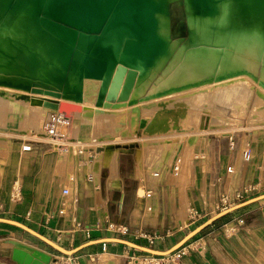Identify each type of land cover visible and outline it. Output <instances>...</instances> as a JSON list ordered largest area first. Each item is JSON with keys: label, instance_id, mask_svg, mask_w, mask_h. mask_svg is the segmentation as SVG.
<instances>
[{"label": "crops", "instance_id": "0c3cea01", "mask_svg": "<svg viewBox=\"0 0 264 264\" xmlns=\"http://www.w3.org/2000/svg\"><path fill=\"white\" fill-rule=\"evenodd\" d=\"M43 110L40 113L41 117L32 126L26 128V132L32 131L29 137L24 136L26 132L19 133L11 130L3 131L0 135L3 143L0 144V217L22 222L67 249H74L87 241L105 237L123 238L149 247L147 239L136 238L132 232L123 235L107 228L109 223H118L126 225L131 231L140 230L164 235L169 233L166 238L156 240L151 246L155 249L167 250L193 227L205 220L196 221L194 224L188 223L192 208L201 211L205 208L203 207L204 197L200 196V200H203L201 203L195 198L192 201L193 197L191 198L189 191L192 175L188 172L187 165L191 159L189 152L194 151L197 138L194 140L188 138L187 142L191 146L186 156L183 154L186 148L183 146V141L179 139L178 144L173 142L174 155L158 171L145 169L147 159L140 148H125L124 144L120 145L119 149L112 147L110 151L108 149L105 151L103 148L92 165L78 168L79 157L73 154L61 156L42 138L34 139L35 136H40V127L47 115V109ZM142 112L143 117H148L149 112ZM84 122L86 133L89 131L88 135L101 128L99 126L97 129L95 123L89 128L88 123ZM117 124L118 135L121 127L130 126L128 122ZM70 133L75 138L92 140L81 137L78 133L75 134L74 127ZM15 134L19 136L15 137ZM26 140L32 141L31 151H22V145ZM139 140L141 141L140 138ZM246 140L245 137L243 145L231 154L226 166L221 154L218 157L215 152L212 158L210 156L211 160L208 157L205 180L211 178L220 183V179L223 180V191L230 194H234L237 189L247 183L264 184V152L254 149ZM258 140L260 146L264 147V135ZM181 143L183 147H180ZM247 143L250 144L252 158L249 161H242L241 151ZM197 147H201L200 153L205 148L204 142L198 143ZM130 148H132L133 164H129L126 158ZM154 148H149L147 165L149 168L152 166L150 162L152 159L164 155L163 153L159 156ZM177 153L179 154L176 155ZM175 159H179L181 165L177 174L173 173ZM123 160L126 161L125 164ZM181 160L185 163L182 172ZM142 161L144 166L141 164ZM232 163L236 169L232 174H228L227 168ZM114 164H116V175L112 171ZM157 166L158 164L156 168ZM89 172L93 174L91 181L87 178ZM150 172H157L158 179H153ZM73 173H77L79 183L76 211L73 213L68 209V213L60 217L57 211L62 207L61 189L69 184V177ZM197 176L194 174L193 178L198 179ZM201 177L199 175L200 179ZM15 179L20 180L22 187V198L19 202L10 200V187ZM193 188L191 189L193 193H202V188L198 185H193ZM148 192L149 196H147ZM217 199L218 195H215L208 201L213 203ZM70 200L69 197L68 202ZM224 217L220 223L210 225L188 241L184 245L188 247L187 254L176 264H264V200L237 209ZM73 218L82 222L85 230H74ZM239 219L243 220V224L237 231L224 232L225 225L236 224ZM59 233H61V239L57 241ZM12 240L43 251L51 256V259L60 254L48 243L26 230L0 222V264H23L15 257V248L9 242ZM74 255L79 264H103L102 257L106 255L110 258L108 264H128L132 255L144 264H164L166 261L165 256L153 255L116 242H107L105 245L92 244ZM40 261L43 264H52L42 259Z\"/></svg>", "mask_w": 264, "mask_h": 264}, {"label": "bare ground", "instance_id": "6f19581e", "mask_svg": "<svg viewBox=\"0 0 264 264\" xmlns=\"http://www.w3.org/2000/svg\"><path fill=\"white\" fill-rule=\"evenodd\" d=\"M168 1L170 0H0L1 73L36 77L42 81L50 78L53 72H62L76 53L71 64L72 86L70 90L65 91L66 93L50 92L41 87L10 90V87L4 84H0V91L16 94L18 99L29 101L31 108L37 112L45 108L38 102L40 98L60 99L77 108L75 113L81 114L86 123L96 121L101 127L106 118L115 127L118 120L124 123L127 115L131 122L129 131L120 130L118 136L131 135L132 139L138 138L137 130L146 128L154 117H143L142 111L149 112V109L147 98H142V89L148 83L147 76L167 71V68L163 71L169 62L168 58L163 56L164 50L171 51L173 61L184 58L186 69H182L187 70V73L183 82L186 81L187 84L189 82L188 85L192 88L184 92V97L189 98L179 101V106L170 104L171 102H163L160 105L157 103L155 115H158V119L166 117L163 123H167L168 128L170 119L181 110L183 102L200 107L209 113L214 91L220 93L222 90V96L227 100H234L235 94L241 91H248L250 95L251 90L248 89L250 71L228 68V73L218 74L213 67L215 64L225 66L227 60L230 62L227 57L231 56L232 51L234 55L240 56L245 50L252 48L259 49L264 55V0H185L190 28L195 29L197 34L196 40L188 43L195 46L190 47L186 44L178 45V41L170 40L167 33L169 18L166 15ZM106 18H109V22L104 33L98 37L83 35L79 40V46L77 45V52H74L73 45L78 31L71 26L82 25L84 28L91 27L96 30ZM216 18H219L222 35L212 26L209 27L210 21L213 22ZM221 45H225L227 49L222 50ZM219 55H222V64L219 63ZM193 59L195 61H192ZM119 61L138 69L137 86L134 93L132 92L130 105L104 108L99 103L104 98V90L110 83ZM245 61L246 65L250 66L249 59ZM102 62L106 64L102 70L93 68ZM195 62H199L197 66L194 65ZM252 69L257 70L254 63ZM209 72H212V75L208 78L206 76ZM5 98L6 95H0V101ZM233 102L234 105L238 104L235 100ZM197 117L199 122L201 116ZM175 124L178 126L177 129ZM172 128L175 134L185 131L178 123V115H175ZM150 129L151 134L144 133L141 137L164 133H157L154 124L149 127ZM177 137H173L172 145L178 144L184 135ZM190 146L187 142L184 152L187 153ZM171 148L172 146H169L167 153L171 152ZM112 169L116 175V164L112 165ZM9 242L15 248V257L23 264H43L40 258L32 253L30 246L14 240ZM109 260L107 255L102 257L103 264H108Z\"/></svg>", "mask_w": 264, "mask_h": 264}, {"label": "rangeland", "instance_id": "374dc122", "mask_svg": "<svg viewBox=\"0 0 264 264\" xmlns=\"http://www.w3.org/2000/svg\"><path fill=\"white\" fill-rule=\"evenodd\" d=\"M167 3H168L167 4L168 6H166V15L169 18V28H168L169 32L167 33H169L170 40L178 41V45L186 44L188 47L195 46V45H188L189 41L194 42L196 40L197 34H196L195 29L190 28L191 24L187 16L188 7H187L186 1L185 0H170ZM108 22H109V18H106V20L96 30L92 29L91 27L84 28L82 25L71 26L73 29L78 31L76 34L75 43L73 45L74 52H77V49H78L77 47L79 46L78 44L80 42L79 40H81L83 35L97 36V37L102 35L104 33L105 28H107ZM210 23L211 24H209V27L212 26V28L215 29L216 32L222 35V28L220 26L219 18H216L215 21L213 22L210 21ZM212 23H215V24H212ZM88 32H92L93 34H90ZM211 46L220 47V45H211ZM221 48H223L222 50L227 49L225 45H221ZM255 51L257 53H255ZM163 53H164L163 56L167 57L168 58L167 60H169L167 64L168 66L166 65L165 69L163 70L165 71L167 68V71H165L164 73L160 72L157 75H154L151 77L147 76L146 81H148V83L142 89L143 90L142 98L144 97L147 98L146 102H147V106L149 109L148 117L155 116L156 111H157L156 105L158 102H159L158 103L159 105L163 102H171L170 104L179 106L180 104L179 101H184V100H187V98H189V97H184L183 95L184 92H187L188 89L190 90L192 89L188 85L189 82L188 84L186 81L183 82V80L186 78V73H187V70L185 71L182 69V68H185L184 58H179L173 61L174 56L171 53V51H169V49L164 50ZM262 53L263 52L261 51L259 52V49L250 48V49L245 50L243 54L239 56V55H234V51H232L231 56L227 57L230 62H228L227 60L225 62L226 65L224 64L225 66H223L221 62L222 55L218 56V59H220L219 63H221L222 65L218 66L217 64H215L216 66L213 67V69H215L216 73L218 74L228 73L229 71L228 68L247 69V71H250L249 76H248L249 77L248 79L250 81L249 82L250 87H248V89L250 88L251 90V91L249 90L250 95H248V91H244V92L241 91L242 93L240 92L239 94H237L238 97L235 94L234 100L237 101L238 104L234 105L235 103L233 102L234 100H227L222 96L223 95L222 90L220 91L221 94L216 93L214 91L212 92L211 102L209 104L210 106V112L208 111L209 113L201 110L200 107L198 108L195 105H187L186 102H183V107H181V110L177 111L175 115H178V123L182 127V129L185 130L184 132L175 134V132L173 131L172 127L174 125V119H175V115H174L169 121L170 125H169L168 130L164 133H160L155 136L141 137L142 135H144L143 129H139L137 133V136H138L137 139H132L131 135L125 136L127 138L119 137L120 135L118 136V131H117L118 124L117 126L115 125V127H113L114 125L110 124V121L106 118V122H102L104 123L103 127L99 128V126L97 125V129L98 128L100 129V130L98 129L99 132L98 130H96L92 132L93 135L90 133V135L93 136L92 137L88 135L89 131L86 133V125H85V122L83 121V116L75 112L68 114V117L70 118L69 130L72 131L74 127L75 134L78 133L81 137L91 138L92 139L91 141H94L93 143L94 149H97V150L99 148L100 149L104 148L105 151L107 149L110 151L114 143H116V146L123 145L124 143H126V144H132L133 149L140 148L142 154H145V157L147 159L145 169H147L148 171H154L155 169L157 171L161 170L163 168V164L172 158V156L174 155V150H175V145L171 144L173 137L178 138L177 136L184 135V137H182V141H183L182 143L184 144L183 146H186L188 138L189 140L190 139L194 140L196 136L199 135L197 138V141L194 144L195 152L194 151L189 152V154L192 155L189 157L191 159H190V163L187 165L188 172L191 173L192 175V180L189 186L190 187L189 191H190V194L192 195L191 198L193 197L192 201L195 198L197 199V201H200L201 203L203 200L202 201L200 200V196L204 197L205 201L203 202V207L208 208L209 205L211 204L210 201L208 200L211 197L213 198V196L218 195V199H219L223 193H227L223 191L224 190L223 189L224 183H222L223 180L220 179L221 183L215 182L211 178H207L205 180L204 175L206 171L208 170V165H207L208 157L210 158L211 156L212 158L213 155H215V152H216V156L218 157L221 154L223 161H224V166H226L227 162L229 161L231 157V154L238 147L243 145V141L245 137L254 149H257L260 152L261 151L264 152V149H263L264 147L260 146L261 144L259 143V140H258L262 135H264V74H263L264 73V55ZM75 55H74V59H75ZM240 57H243V58H240ZM74 59H72L71 57L70 61L64 67L62 72H53L50 75V78L45 79L46 81L45 80L41 81L36 77H27V76L20 75V74L19 75L18 74L17 75L15 74L6 75L5 73L0 72V84H4L7 87H10L9 88L10 90H13L15 88L21 89L24 87H31V89L41 87L50 92L61 91V92L66 93L67 90H70L72 86L71 85L72 84L71 83V80H72L71 70L73 68V65L71 64H73L72 60ZM248 59L251 63L250 66L249 64L246 65L245 60H248ZM192 61H195V59H193ZM197 63L199 62H195L194 65L197 66ZM253 63L257 67V70L255 71L252 69ZM69 65L72 66L71 69ZM207 75L208 76L206 77L208 78L211 77L212 72H209ZM136 86L137 84H135L133 91H135ZM176 87H178L179 89H183L182 87H184V89L178 90V88ZM0 95H6V98L4 100L1 99L2 101H0L1 102L0 103V135L3 131H8V130H11L13 132L17 131L19 133H24L26 132V128L28 126H32V124H34L41 117L40 116L41 112H37L33 110L30 106L29 101L18 99V96L16 94H9V93H6V92L4 93L0 91ZM7 95H9L10 97ZM239 95L241 97H239ZM212 100H214V102H212ZM198 115L201 116V118L199 119V122H198V117H197ZM120 117L121 116H119V118ZM127 117L128 116L126 115L125 118L127 119ZM141 117H142V114H140V118ZM117 119L118 118H116V122H117ZM127 120L123 121L124 123L122 124H127V122L128 124L131 123L129 121V118ZM119 121L120 120H118V123ZM94 123L97 124L96 121H94ZM94 123H88L87 125H89V128H91L92 124ZM175 125L177 129L178 126L177 124ZM18 126L21 128H19ZM123 130L129 131V126H126L125 128L121 127V131ZM24 134H23L24 136L29 137L32 134V131L29 130L28 132ZM15 135H16L15 137L19 136L17 134ZM139 138L141 139V141L139 140ZM1 139L2 138L0 136V144H3L1 142L2 141ZM36 139L37 138H35V140ZM115 139H117V141ZM252 140L254 141L253 143H252ZM203 142L205 145V148H204L205 150L203 149L202 150L203 152L201 151L199 153L200 151L199 149L201 147H197V144L203 143ZM232 142H234V145L232 144ZM182 143L180 144V147H183ZM169 146H172V148H171V152H168L167 154ZM151 147L152 148L155 147L154 149L158 151L157 154L159 156H161V154L163 153L164 155L162 157L157 156L155 157L154 160L152 159L153 161L152 160L150 161L152 162L151 163L152 168L151 167L149 168L147 167V165H148V156L150 153L149 148ZM256 147H258L260 150ZM132 148H130L126 154L127 155L126 158L129 164H133V156H132V150H131ZM185 153L186 152H184V154ZM165 154L167 155L165 156ZM178 154L179 153H177L176 155ZM187 154L188 152L185 154V156ZM181 162H182V170H181L182 172L185 163H184V160H181ZM141 164L142 166H144V161H142ZM157 164L159 167L157 166L156 168ZM150 174L153 175V179H158L157 172H150ZM194 174L198 175L197 176L198 179L193 178ZM199 175L202 176L201 179L199 178ZM13 182L14 180L11 183L10 191L12 190ZM201 182L203 184H201ZM193 185H198V187L202 188V193H201L202 195L200 193L199 194L195 192L193 193L192 192L193 190L191 191V189H194ZM246 185L252 187V190L246 195L245 199H243L242 201L250 197L257 196L261 193H264V184H260V185L258 183L244 184V186ZM239 202L241 201H237V203ZM210 216L211 215H209L208 217ZM208 217H206L205 220ZM229 227H232V225H230ZM164 238H166V236ZM175 262L177 263L179 261L176 260ZM176 263L171 262L167 259L164 262V264H176Z\"/></svg>", "mask_w": 264, "mask_h": 264}, {"label": "built area", "instance_id": "2783aa9c", "mask_svg": "<svg viewBox=\"0 0 264 264\" xmlns=\"http://www.w3.org/2000/svg\"><path fill=\"white\" fill-rule=\"evenodd\" d=\"M70 125V118L68 114L59 111H51L47 109V115L44 119L43 123L41 124V135L35 136V138H42L46 141L47 144L50 145L55 152L59 153L61 156L73 154L79 157L78 168H82L84 165H92L95 161L97 155L102 152L103 148L101 149H94L93 143L94 141H85L80 138H75L71 135L69 130ZM32 140V139H31ZM26 140L25 143L22 145V151H31L33 148L32 141ZM234 145V142H232ZM250 144L247 143L246 147L241 151V159L242 161H249L252 158V150L249 146ZM120 145L116 146V143L113 144V148H118ZM180 162L179 159L173 164V173L177 174L180 170ZM235 165L232 163L227 168V173L232 174L235 171ZM88 180L93 179V174L91 172L88 173L87 176ZM78 177L77 173H73L69 177V184L63 186L61 189V196H62V207L57 211L58 216L63 217L67 214L68 209L74 213L76 211V202L78 199ZM252 190L250 186H244L243 188H239L235 191L234 194L230 193H223L220 198L211 203L208 208H204L202 211L192 208L190 210V218L188 223H193L202 219H205L209 215H213L219 211L227 209L228 207L237 203V201H241L245 199L246 195ZM150 193H147L149 196ZM71 200L68 202V198ZM22 198V187L21 182L19 179H15L13 182L12 190L10 193V200L13 202H19ZM68 203V204H67ZM74 219V225L72 226L74 230H85L84 224L80 221ZM243 224V220L239 219L236 221V224L225 225L224 232H234L237 231L240 225ZM107 228L110 230L119 232L121 234H128L132 232V234L136 238H145L149 242V247H151L156 240L163 239L167 234L161 233H148L140 230L131 231L126 225L118 224V223H109ZM87 236L89 237V232L87 231ZM61 239V233H59L57 237V241ZM106 243H103L105 245ZM188 247L183 246L175 253L165 256V260H169L171 262L176 263L175 261L181 259L183 256L187 254ZM52 264H79L77 257L75 255H65L59 254L57 257H53ZM128 264H144L143 261L138 260V258L134 255L130 256Z\"/></svg>", "mask_w": 264, "mask_h": 264}, {"label": "water", "instance_id": "95a60500", "mask_svg": "<svg viewBox=\"0 0 264 264\" xmlns=\"http://www.w3.org/2000/svg\"><path fill=\"white\" fill-rule=\"evenodd\" d=\"M106 64L104 62L98 63L94 65V69H98L99 71L102 70ZM139 75V71L136 68L129 67L127 66L123 61H119L115 67L114 73L112 75L110 83L106 86L104 90V98L103 100L99 103L102 107L104 108H121V107H126L130 105L131 103V94L134 90L135 84L137 77ZM39 103H41L45 109L51 110V111H59V112H64L66 114H71L72 112H75L77 108H74L72 105H69L60 99H53L49 97H43L38 100ZM164 119L166 117H162L161 119H158V115H155L151 121L148 123L147 127L143 129V134H151V129L149 130V127L154 124V128H156V132H165L168 128L167 123L165 122ZM157 123H156V122ZM155 132V133H156ZM125 148L128 147H133V145H128V146H123ZM264 200V193H261L257 196L250 197L242 202L236 203L227 209H224L222 211H219L212 216L208 217L206 220H204L202 223L198 224L194 228H192L188 233H186L182 239L177 241L174 245H172L169 249L167 250H160V249H155L152 247L148 246H142L139 245L133 241L123 239V238H118V237H105L101 239H95V240H90L87 241L78 247L74 249H67L61 244L47 238L46 236L42 235L41 233L35 231L28 225L13 220V219H8L5 217H0V222H5L9 223L12 225H16L27 232L33 234L34 236L42 239L46 243H48L51 247H53L55 250L58 252L65 254V255H74L80 250L86 248L89 245L96 244V243H107V242H116V243H123L129 247H133L136 249H140L142 251H145L147 253H151L153 255L157 256H168L170 254L175 253L177 250L182 248L188 241L193 239L196 235L204 231L206 228H208L210 225L214 224L217 220L223 218L227 214L246 207L252 203L258 202ZM32 248V247H31ZM32 253L39 257L40 259L46 261V262H51V256L47 255L45 252L40 251L38 249H33L32 248Z\"/></svg>", "mask_w": 264, "mask_h": 264}, {"label": "trees", "instance_id": "16d2710c", "mask_svg": "<svg viewBox=\"0 0 264 264\" xmlns=\"http://www.w3.org/2000/svg\"><path fill=\"white\" fill-rule=\"evenodd\" d=\"M125 162H126V161L123 160V163H124V164H125ZM223 218H225V217H223ZM223 218L217 220L214 224H218V223H220V222L223 220ZM201 233H202V232H201ZM199 234H200V233H199ZM199 234H198V235H199ZM198 235H196V236H198ZM196 236H195V237H196ZM195 237H194V238H195Z\"/></svg>", "mask_w": 264, "mask_h": 264}]
</instances>
